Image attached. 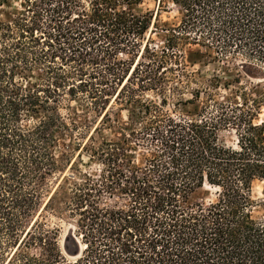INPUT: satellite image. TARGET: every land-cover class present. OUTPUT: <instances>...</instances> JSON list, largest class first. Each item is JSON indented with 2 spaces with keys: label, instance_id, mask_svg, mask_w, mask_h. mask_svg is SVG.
Here are the masks:
<instances>
[{
  "label": "trees",
  "instance_id": "1",
  "mask_svg": "<svg viewBox=\"0 0 264 264\" xmlns=\"http://www.w3.org/2000/svg\"><path fill=\"white\" fill-rule=\"evenodd\" d=\"M140 1L24 0L19 16L0 18V264H67L43 213L74 221L72 238L86 245L74 264H264V217L255 216L264 201L253 196L264 182V91L238 73L223 83L230 96L212 92L222 84L214 78L181 99L191 60L241 57L264 69V0H160L181 19L152 31V15L127 7ZM149 31L165 35L163 47L151 48ZM58 54L65 64L55 66ZM80 95L102 117L96 134L112 128L111 102L130 112L128 123L115 140L97 145L94 133L79 144L100 162L98 177L48 187L71 162L55 151L78 128L61 110ZM228 129L236 147L220 141ZM206 185L217 200L193 202ZM34 207L41 221L29 223Z\"/></svg>",
  "mask_w": 264,
  "mask_h": 264
},
{
  "label": "rangeland",
  "instance_id": "2",
  "mask_svg": "<svg viewBox=\"0 0 264 264\" xmlns=\"http://www.w3.org/2000/svg\"><path fill=\"white\" fill-rule=\"evenodd\" d=\"M23 1L24 0H9L7 5L0 7L1 20L4 22H8L11 19L19 16L23 11ZM127 7L130 8L134 13L139 15H152L150 31L155 29V25H159L164 28L172 27L174 25H177L181 19V14L177 7L170 3H167L161 7L160 0H141L140 2H133V4ZM150 31L147 34L146 39L148 40L151 37V48L158 50L159 47L161 48L164 45L165 35L162 33H151ZM41 39L43 42V40H45L46 38L41 37ZM41 48H46V50L48 51L46 46ZM60 57L61 55L58 54L55 59L51 60L55 61V66L65 64L60 59ZM120 58L125 59V56H121ZM192 61L193 60H191L188 65V71L194 73L193 78L189 82H186L185 80V83H187L185 84V94L181 97V99H193L194 97L192 94L197 90L203 91L205 90V88H208L210 81L214 78L221 79L222 84L220 89H213L212 92L215 93L219 99H221L222 97L230 96L234 87H230L229 91H226L223 83L234 81L236 78H238V73H241V75L243 76V83L248 82L252 85H259V90L264 91V69L257 65L246 63V61H244V59L241 57H239L236 62L234 61L233 64L229 65L220 63H207L203 60H196L194 62ZM45 66L40 67L42 70H45ZM171 66H173L174 69H177L174 64H171L169 67ZM93 68L94 67L92 66L86 67L87 73H91L93 71ZM96 69L101 70V68ZM86 79L89 80L88 78ZM147 97L150 99H154L157 102L160 101V98L153 92H148ZM202 97L204 99V94H202ZM84 100V96L80 95L77 100L69 102V105H71L72 107L71 111L67 109L61 110V115L66 120V122L68 124H70L71 121L76 122L78 128H75L71 133H69L68 136L64 137L59 144L60 147L56 149L55 153L57 158L63 159L65 158L63 157L65 155L67 158L71 159V162H63L62 172L57 173L54 177L48 179V187H54L56 182H59L62 179H70V177L72 176L76 177V179H74L76 181L82 178L83 175L89 177H98L102 170V166L98 159L92 158L89 152L82 151L83 146L81 148L79 147V144L84 145L91 137V135H94L95 129L100 125V121L102 119V117H97L93 113L88 114L86 108L84 107V105H86V102ZM169 103L170 108L167 109H172L173 101L170 100ZM110 106H112L110 111L112 113V128L109 129L105 127L101 131V133H95L94 136L96 138L97 145L102 140H115L117 138L118 126H122L128 123L130 112L126 110L125 107L113 102H111ZM192 109H194L193 106H189L187 108V110ZM74 113H76L77 115H75ZM71 114H73V116H71ZM257 122H264V106L261 109V114L259 115ZM220 141L221 143L229 147H236L237 137L233 129L222 131L220 133ZM217 192V189L206 185L196 192V194L192 198V201H204L205 203L209 204L210 202L217 200ZM253 196L259 202L264 201V182H256L254 184ZM105 201L110 205L114 204V201L109 200L108 198H106ZM40 211L41 209H39L38 207H34L33 212L28 217V222L33 223L34 220H36L37 218L39 219L38 216L40 214ZM43 215V220L41 221V219H39V221H41L43 225H45V230L58 233V245L64 261H66L67 264L76 263V261L81 258L84 250L86 249V245H84L78 239V237H76V240L78 239L77 241L72 238V236H75L76 232L74 221L68 219L67 216H61L58 214L55 215L52 213H43ZM255 216L264 217V207H258L255 210ZM40 232H42V230ZM82 244L83 249L82 252H80V245ZM26 253L29 258H41L39 247H31L26 250ZM6 258H8V255Z\"/></svg>",
  "mask_w": 264,
  "mask_h": 264
},
{
  "label": "bare ground",
  "instance_id": "3",
  "mask_svg": "<svg viewBox=\"0 0 264 264\" xmlns=\"http://www.w3.org/2000/svg\"><path fill=\"white\" fill-rule=\"evenodd\" d=\"M82 249H83V244L80 245V252H82Z\"/></svg>",
  "mask_w": 264,
  "mask_h": 264
}]
</instances>
